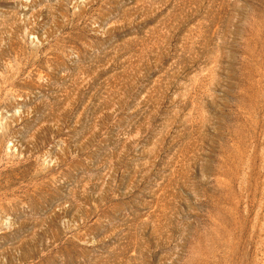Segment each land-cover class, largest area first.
I'll return each instance as SVG.
<instances>
[{
    "label": "rangeland",
    "instance_id": "rangeland-1",
    "mask_svg": "<svg viewBox=\"0 0 264 264\" xmlns=\"http://www.w3.org/2000/svg\"><path fill=\"white\" fill-rule=\"evenodd\" d=\"M0 264H264V0H0Z\"/></svg>",
    "mask_w": 264,
    "mask_h": 264
}]
</instances>
